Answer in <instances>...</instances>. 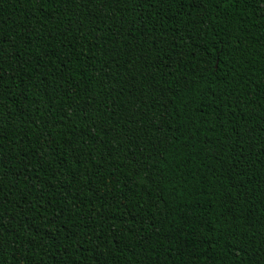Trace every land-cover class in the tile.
Masks as SVG:
<instances>
[{"label": "trees", "instance_id": "1", "mask_svg": "<svg viewBox=\"0 0 264 264\" xmlns=\"http://www.w3.org/2000/svg\"><path fill=\"white\" fill-rule=\"evenodd\" d=\"M0 264H264V0H0Z\"/></svg>", "mask_w": 264, "mask_h": 264}]
</instances>
